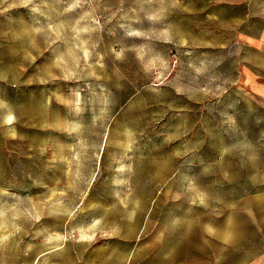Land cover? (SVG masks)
Segmentation results:
<instances>
[{"label":"rangeland","instance_id":"rangeland-1","mask_svg":"<svg viewBox=\"0 0 264 264\" xmlns=\"http://www.w3.org/2000/svg\"><path fill=\"white\" fill-rule=\"evenodd\" d=\"M245 10L0 0V264H167L216 245L264 183L262 19Z\"/></svg>","mask_w":264,"mask_h":264},{"label":"crops","instance_id":"crops-1","mask_svg":"<svg viewBox=\"0 0 264 264\" xmlns=\"http://www.w3.org/2000/svg\"><path fill=\"white\" fill-rule=\"evenodd\" d=\"M227 1L233 6H246L249 18L262 19L256 27L259 31L248 39L252 50L262 59L257 62V72L251 74V83L253 100L264 111V0ZM232 207V214L226 219L227 233L216 231L211 237L215 246H202L198 258L188 255L182 261L167 264H264V232L256 229L264 219V183L247 198L235 201Z\"/></svg>","mask_w":264,"mask_h":264},{"label":"bare ground","instance_id":"bare-ground-1","mask_svg":"<svg viewBox=\"0 0 264 264\" xmlns=\"http://www.w3.org/2000/svg\"><path fill=\"white\" fill-rule=\"evenodd\" d=\"M9 120H11V119H9Z\"/></svg>","mask_w":264,"mask_h":264}]
</instances>
